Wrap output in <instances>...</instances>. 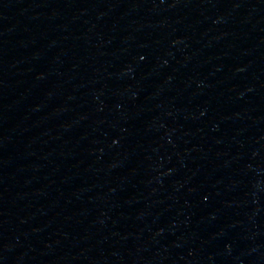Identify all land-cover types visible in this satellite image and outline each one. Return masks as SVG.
<instances>
[{"label": "water", "instance_id": "water-1", "mask_svg": "<svg viewBox=\"0 0 264 264\" xmlns=\"http://www.w3.org/2000/svg\"><path fill=\"white\" fill-rule=\"evenodd\" d=\"M0 264H264V0H0Z\"/></svg>", "mask_w": 264, "mask_h": 264}]
</instances>
